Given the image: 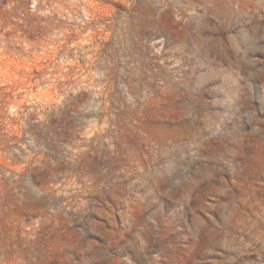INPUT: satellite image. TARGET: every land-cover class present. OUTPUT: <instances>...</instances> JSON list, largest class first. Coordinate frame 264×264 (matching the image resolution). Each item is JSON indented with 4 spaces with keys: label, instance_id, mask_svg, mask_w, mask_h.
Here are the masks:
<instances>
[{
    "label": "rangeland",
    "instance_id": "rangeland-1",
    "mask_svg": "<svg viewBox=\"0 0 264 264\" xmlns=\"http://www.w3.org/2000/svg\"><path fill=\"white\" fill-rule=\"evenodd\" d=\"M0 264H264V0H0Z\"/></svg>",
    "mask_w": 264,
    "mask_h": 264
}]
</instances>
